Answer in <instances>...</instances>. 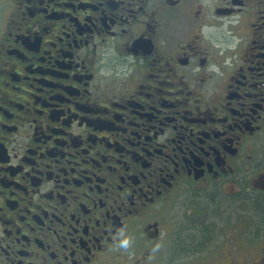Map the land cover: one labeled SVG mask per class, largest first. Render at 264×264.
<instances>
[{
	"label": "flooded vegetation",
	"instance_id": "af4514ba",
	"mask_svg": "<svg viewBox=\"0 0 264 264\" xmlns=\"http://www.w3.org/2000/svg\"><path fill=\"white\" fill-rule=\"evenodd\" d=\"M0 264H264V0H0Z\"/></svg>",
	"mask_w": 264,
	"mask_h": 264
},
{
	"label": "clouds",
	"instance_id": "9594fccd",
	"mask_svg": "<svg viewBox=\"0 0 264 264\" xmlns=\"http://www.w3.org/2000/svg\"><path fill=\"white\" fill-rule=\"evenodd\" d=\"M108 55L109 56H112V57H116L118 54L116 53L115 49L112 48V49H109L108 50ZM132 61L129 60L128 63H131ZM119 71H123L125 75L127 74H130V69H127V65H122L119 67ZM101 74H105L104 71L102 70L101 71ZM110 74V73H108ZM119 74V72H118ZM119 237H120V240H119V248H122L124 249L125 251H128L131 247H132V243H133V240H132V237L126 235V233L121 230L119 233H118ZM160 249V245L157 244L153 249V253L159 251Z\"/></svg>",
	"mask_w": 264,
	"mask_h": 264
}]
</instances>
